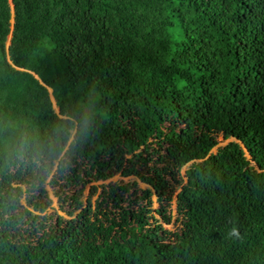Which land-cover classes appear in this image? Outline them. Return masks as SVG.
<instances>
[{"label": "trees", "instance_id": "1", "mask_svg": "<svg viewBox=\"0 0 264 264\" xmlns=\"http://www.w3.org/2000/svg\"><path fill=\"white\" fill-rule=\"evenodd\" d=\"M11 3L12 27L0 0V264H264V0ZM25 126L56 140L43 170L8 157ZM220 132L251 159L236 141L213 152ZM53 169L64 231L40 214ZM116 173L149 187L105 184ZM178 187L181 225L168 230L151 196L166 222Z\"/></svg>", "mask_w": 264, "mask_h": 264}, {"label": "rangeland", "instance_id": "2", "mask_svg": "<svg viewBox=\"0 0 264 264\" xmlns=\"http://www.w3.org/2000/svg\"><path fill=\"white\" fill-rule=\"evenodd\" d=\"M9 2H10V8H11L10 27H12V25L14 24V18H13V14H12L13 13V5L11 3V0H9ZM10 37H11V35H9L5 41L6 47L10 43ZM48 92L50 94L51 100L53 101V107H54L55 111L57 112L58 108L55 106V102H54L52 94H51V88H48ZM212 139L214 142L213 148H212L213 152L216 151L217 148L224 146L225 144H227L230 141H236L244 149L245 154L247 156V159H249V160L251 159L248 151L244 148V145L237 138H235L233 136H225L222 132H220V133L213 134ZM250 164L252 166H254L255 169H258L255 162L252 161V162H250ZM188 166H189V163L185 164L180 169V178L185 175V171H186ZM53 172H54V169L52 170V172L48 176V178L46 180V185H45L49 205L46 207L45 211L40 213V214L45 215L44 224L54 223L57 215H60L63 218H65L66 221L62 225V230L64 231L66 229V227L70 225L72 217L67 216L65 209L63 208L62 202L60 201V199L58 198V196L54 192L56 189H54L53 186L51 184H49V179L51 178ZM121 181H123V182L135 181L137 183V186L141 189L149 187L148 184L142 182L138 177L123 176L121 173H116L115 175L106 179L104 182H105V184H108L111 182H121ZM102 182L103 181L91 182L89 184H86L85 187H83L82 193H83V203L84 204H86L88 201L91 202V204H94L96 202L97 196H98L99 192L101 191L100 184ZM165 197H167V194L165 195ZM151 199H152L153 214L155 215V218L158 219L162 223V225L165 229L175 230L176 228H178L181 225L180 224V218H179L178 211H177L179 202L182 200L181 187L174 189L172 191V193L170 194V198L167 200L166 210H167V214L169 216V221L162 222L159 215L154 213V210L159 208L160 202L157 200L156 195L151 196ZM21 202L23 204H25L24 197L21 198ZM65 206L68 207V204H65ZM153 222H155V221H153Z\"/></svg>", "mask_w": 264, "mask_h": 264}, {"label": "clouds", "instance_id": "3", "mask_svg": "<svg viewBox=\"0 0 264 264\" xmlns=\"http://www.w3.org/2000/svg\"><path fill=\"white\" fill-rule=\"evenodd\" d=\"M13 135V141L7 145L9 159L30 167L34 172L43 170L49 165L57 146L54 138L43 139L38 130L27 126L15 127Z\"/></svg>", "mask_w": 264, "mask_h": 264}]
</instances>
